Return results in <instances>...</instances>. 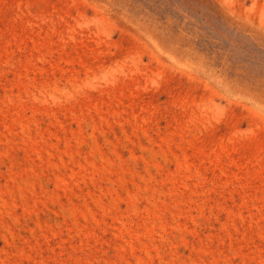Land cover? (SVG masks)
Instances as JSON below:
<instances>
[{
    "label": "rangeland",
    "instance_id": "rangeland-1",
    "mask_svg": "<svg viewBox=\"0 0 264 264\" xmlns=\"http://www.w3.org/2000/svg\"><path fill=\"white\" fill-rule=\"evenodd\" d=\"M0 264H264V0H0Z\"/></svg>",
    "mask_w": 264,
    "mask_h": 264
}]
</instances>
